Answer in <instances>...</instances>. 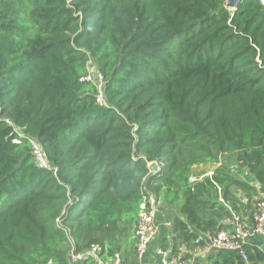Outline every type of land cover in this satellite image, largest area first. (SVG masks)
<instances>
[{
	"label": "trees",
	"instance_id": "1",
	"mask_svg": "<svg viewBox=\"0 0 264 264\" xmlns=\"http://www.w3.org/2000/svg\"><path fill=\"white\" fill-rule=\"evenodd\" d=\"M225 3L0 0V264H69L94 245L103 261L129 257L143 192L159 212L179 208L166 229L175 256L232 231L245 207L253 215L264 0ZM203 164L211 175L192 179ZM245 256L195 262L264 264L254 243Z\"/></svg>",
	"mask_w": 264,
	"mask_h": 264
},
{
	"label": "built area",
	"instance_id": "2",
	"mask_svg": "<svg viewBox=\"0 0 264 264\" xmlns=\"http://www.w3.org/2000/svg\"><path fill=\"white\" fill-rule=\"evenodd\" d=\"M94 71H90L85 80H93L100 78L99 75H94ZM94 75V76H92ZM101 104V96L97 100ZM33 156L36 164L40 168L47 166L43 153L35 143H32ZM255 202V211L252 215V224L250 227L244 225L242 220L236 216H232L229 222L232 224V231H220L213 237L207 240V245L204 250L209 251H225L236 252L243 259H246L245 249L252 240L259 239L260 242L254 244L260 246L264 250V196L259 194ZM160 202L150 193H142V201L139 205L138 222L134 229L133 240L134 250L133 255L139 264H196L192 259H186L182 256H175L172 253L170 241L165 247H157L155 255L158 257L156 262H145L144 257L147 254L149 245L156 238L158 233V212ZM160 215V212H159ZM164 228L168 229L170 224L168 221L163 222ZM169 239V238H168ZM206 252V253H207ZM90 260L93 264H123V258L120 253H115L112 258L103 261L100 258V249L94 245L84 251L71 250L68 255L69 264H82L84 261Z\"/></svg>",
	"mask_w": 264,
	"mask_h": 264
},
{
	"label": "crops",
	"instance_id": "3",
	"mask_svg": "<svg viewBox=\"0 0 264 264\" xmlns=\"http://www.w3.org/2000/svg\"><path fill=\"white\" fill-rule=\"evenodd\" d=\"M206 166V170H204L203 173H201L200 176H198L197 178H202L204 175H211V171L213 169V166L212 165H209V164H203V165H199V166H196L192 169V172L195 168L197 167H202V166ZM205 168V167H204ZM246 175V174H245ZM192 179H194L195 177H191ZM258 192L259 194H261L262 196H264V188H258ZM260 197V196H258ZM244 202V201H243ZM166 210L165 211H160V215H159V212H158V233L156 235V238L153 242L150 243L149 245V248H148V251H147V254L146 256L144 257V261L145 262H156L158 260V257L155 255V249L157 247H165L167 245V242L169 241L168 239V232L166 231V228H164L163 226V222L165 221H170L171 219L177 217H180L179 215V208L178 207H165ZM252 212V211H251ZM249 211L248 208H244L243 211L241 212V219L247 223V224H251L252 222V213ZM226 222H224L225 224ZM255 242H260L259 239H255V240H252L251 243H255ZM133 250H134V246H133V249L130 251V256L129 257H124V255L122 256L123 258V264H139L137 263V261L135 260L134 258V255H133ZM207 251L206 250H199V251H195L193 253H189L187 251H184V252H180V255L184 258H191L192 260L196 258L197 259H201L205 256V254ZM186 253H188L189 255H186ZM122 254V253H121ZM194 260V261H196Z\"/></svg>",
	"mask_w": 264,
	"mask_h": 264
},
{
	"label": "rangeland",
	"instance_id": "4",
	"mask_svg": "<svg viewBox=\"0 0 264 264\" xmlns=\"http://www.w3.org/2000/svg\"><path fill=\"white\" fill-rule=\"evenodd\" d=\"M230 11L232 10V9H230V8H228ZM88 66H89V68L90 69H93V65H92V63L91 62H89V64H88ZM205 167V168H204ZM207 168H206V166L204 165V166H202V167H197V168H195L194 170H193V172H192V176L193 177H198V176H200L201 175V173H203L204 172V170H206ZM231 171H232V173H235L236 174V172L238 173V169H236V166H233L232 167V169H231ZM241 173V174H240ZM240 173H238V174H240V175H242L243 176V174L245 175L246 174V171H241ZM190 259V258H189ZM194 260H196V258L195 259H193V261Z\"/></svg>",
	"mask_w": 264,
	"mask_h": 264
},
{
	"label": "water",
	"instance_id": "5",
	"mask_svg": "<svg viewBox=\"0 0 264 264\" xmlns=\"http://www.w3.org/2000/svg\"><path fill=\"white\" fill-rule=\"evenodd\" d=\"M241 0H226V3H225V6L227 8H230V9H235L238 5V3L240 2ZM155 169V166H152L151 167V170H154Z\"/></svg>",
	"mask_w": 264,
	"mask_h": 264
}]
</instances>
